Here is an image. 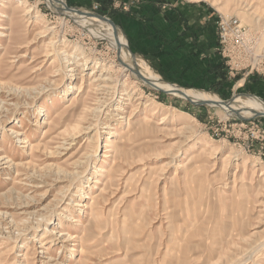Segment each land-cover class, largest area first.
<instances>
[{"label": "rangeland", "instance_id": "rangeland-1", "mask_svg": "<svg viewBox=\"0 0 264 264\" xmlns=\"http://www.w3.org/2000/svg\"><path fill=\"white\" fill-rule=\"evenodd\" d=\"M47 1L0 0V32L6 35L0 34V264H264V150L248 151L234 127L253 116L194 105L131 78L113 39L89 34ZM193 1L212 6L218 18L237 17L264 39V0ZM66 4L115 23L111 14ZM31 7L35 12L28 15ZM93 72L107 88L94 82ZM234 79L236 89L228 95L196 90L223 102L238 96L264 101V92H249L241 75ZM68 84L77 89L67 90ZM46 114L71 117L70 126L81 124L85 134L66 150L50 144L38 153L9 134L13 129L44 145L52 134ZM108 138L124 145L111 152ZM206 142L221 151H202ZM246 159L251 164L244 165ZM9 161L31 164L11 167ZM113 161L107 202L100 201L110 215L101 223L106 231L81 255L76 242L63 243L49 231L81 233L83 227L65 217L88 224L84 205L99 196ZM82 184L91 195L79 196Z\"/></svg>", "mask_w": 264, "mask_h": 264}, {"label": "crops", "instance_id": "crops-1", "mask_svg": "<svg viewBox=\"0 0 264 264\" xmlns=\"http://www.w3.org/2000/svg\"><path fill=\"white\" fill-rule=\"evenodd\" d=\"M66 3L83 9H93L99 4V11L114 16L131 50L146 59L169 84L223 95L236 89L235 79L218 52L219 18L212 6L193 0H66ZM244 82L249 92L253 88L255 94L264 92V78L251 75Z\"/></svg>", "mask_w": 264, "mask_h": 264}, {"label": "bare ground", "instance_id": "bare-ground-1", "mask_svg": "<svg viewBox=\"0 0 264 264\" xmlns=\"http://www.w3.org/2000/svg\"><path fill=\"white\" fill-rule=\"evenodd\" d=\"M47 2L50 7H52L59 13L67 15L68 17L72 19H75L79 27H81L84 31H87L89 34L90 33L92 35L99 34V35H103L104 37L107 36L108 38L113 39L112 40L113 47L118 52L119 58L121 60V64L125 72H128L131 78L141 81L144 84H147V86H149L150 88L157 89V90H164L166 92L171 93V95L175 97L183 95L188 100H191L197 103H207L210 105V107H219L223 111H225L228 115L235 114V113H238L244 116H254L255 114H264V101L257 97L250 96L245 99H242L244 97L238 96V97H235L233 101L229 103H224L223 101L220 100L218 95L210 93V92L199 91L196 89H186V88H182L179 86L166 85L165 83H163L157 77L154 76V73L146 60L136 57L132 54H129L126 51L125 46L123 45V42H126L127 44L125 35L118 28L114 27L113 24L109 21V19L102 18L96 14L91 13L90 11H86V10L78 11L75 9H71L67 6L66 0H48ZM26 12L28 15H30L34 13L35 10L31 7V8H28ZM35 18L38 20L41 18V16L36 15ZM0 34L6 36L4 33L0 32ZM50 44L52 45L53 42H50ZM59 54H62V53H59ZM66 60L67 62H69L70 65H75L76 67L77 62H71L69 61V58H66ZM75 67L71 68L70 71L76 72ZM91 76L93 78L98 77V79L96 80L94 79V82L102 81L103 86H100V87H103V88L108 87L106 81L103 80L102 75L97 76L96 72H93ZM69 89H77V87L76 85H73V86L69 85V87H67V90ZM62 93L65 94L66 90H63L61 94ZM51 105H54L53 101L51 102ZM44 108L43 107L40 108V112L43 111ZM172 110H174L175 112H179L178 109L176 108H172ZM186 115L189 116L188 114ZM169 117H170L169 114L165 115L163 117V121L159 123V125H163L167 120H169ZM70 122H71V117L63 116L61 117L60 120H56V118H51L49 114H46L45 124L51 127L50 130L52 134L48 137L49 140L45 142L44 145L31 143L29 140H27V138H22L20 133L13 129L9 131V134L19 139V141L22 144H26L25 146H29L32 149V151L36 153H38L39 151L41 152L42 149H44V152H46V150L49 151L50 144H57L58 149L64 148L63 150H66L67 148L65 147H71L73 142L83 137L82 135L85 134L83 133V131H86L85 128H82L83 126L81 124L77 123L76 125L70 126ZM47 132L48 131H45V134H44L45 136ZM117 137H119V139L122 141L123 136L119 134L117 135ZM52 141H54L55 143H52ZM120 144L124 145L123 142L121 143L117 142L115 146L112 138H108L107 140V148L111 152H113V150L117 152V149L119 148ZM208 149H213V151L215 152L221 151L220 148H218V146H215L211 142H206L202 151H207ZM51 154L52 153H50V155ZM122 155L124 154L121 152L118 153V156L120 157V159ZM31 157H35V154L33 153ZM230 158H231V153L226 155L225 157V159H230ZM3 161H5V159L0 158V162H3ZM7 163H10L11 167L14 166V167L21 168V167H26L27 165H30L31 161L25 164L24 163L22 164L21 162L18 164L16 163L14 164L13 161H9ZM243 164L249 165L251 163L248 161V159H246L243 161ZM115 166L116 164L113 161L112 166L110 167L108 172L106 171L108 175V178H107L108 180L103 184V188L101 189L99 196L98 195L93 196V197L90 196L91 201H92L91 205H87V204L84 205L85 210L83 211L84 212L83 218H88V221H89L88 224L84 225V222H83L84 219H82L81 217H79L78 221L74 220V218L71 216L65 217L69 223L71 224L76 223L78 224L77 226L83 227L82 228L83 230L81 231V233H79L77 236H72L70 233L64 232V231H60L58 233L54 231H49L50 235H57L60 238H64L65 240L63 241V243L67 241L76 242L78 244L77 248H80L79 251L81 255L83 254V252L92 249L98 243L97 239L100 237V235L103 236L102 234L106 231L102 229L101 223L105 220L103 217L104 216L106 217V215H107V220H105V222L103 223L109 222L108 217H110V215L109 214L105 215L104 213L105 208L104 207L100 208V203H101L100 201L107 202V198H106L107 195L105 191H107V189L110 188V186L112 185L111 181L114 179L113 175L115 172ZM98 172L102 173L105 171L103 170V168H99ZM98 182H95V184H97ZM87 187H90V186L87 185L85 187L84 184L77 186V192L79 193L80 197L81 196L86 197L92 194L91 192L90 193L85 192L84 188H87ZM72 203H74V201ZM101 204L104 205V203H101ZM75 205H78V204H75ZM39 244H41L40 241H39ZM57 250L63 254V251H61L62 250L61 248ZM74 250H76V248H73V252H75ZM91 253H92V250H91Z\"/></svg>", "mask_w": 264, "mask_h": 264}, {"label": "built area", "instance_id": "built-area-1", "mask_svg": "<svg viewBox=\"0 0 264 264\" xmlns=\"http://www.w3.org/2000/svg\"><path fill=\"white\" fill-rule=\"evenodd\" d=\"M140 1V0H134ZM93 10H100L95 4ZM218 52L224 58L231 77L242 76V80L254 75L264 77V40L233 16L222 15L218 21ZM261 118H252L247 123L235 124V132L243 134L247 141L246 149L254 147L264 150V124ZM264 155V154H263Z\"/></svg>", "mask_w": 264, "mask_h": 264}, {"label": "water", "instance_id": "water-1", "mask_svg": "<svg viewBox=\"0 0 264 264\" xmlns=\"http://www.w3.org/2000/svg\"><path fill=\"white\" fill-rule=\"evenodd\" d=\"M72 9V8H71ZM75 10H78V11H80V9H75ZM98 16H100V17H102V18H105L104 16H101V15H98ZM109 21L113 24V26L114 27H116L117 28V26L115 25V23L113 22V21H111L110 19H109ZM157 90V89H156ZM160 91H162L163 93H165V94H168V95H171V93H169V92H166V91H164V90H160ZM173 96V95H172ZM191 104H194V105H200V106H209L210 107V105L209 104H207V103H197V102H193V101H191V100H188ZM229 102H231V101H228V102H224V103H229ZM258 117H264V114H255L253 117H251V118H258ZM242 119H245V118H243V117H241Z\"/></svg>", "mask_w": 264, "mask_h": 264}]
</instances>
